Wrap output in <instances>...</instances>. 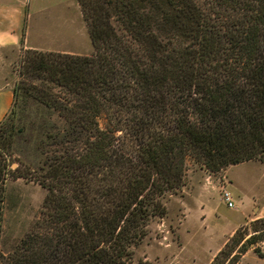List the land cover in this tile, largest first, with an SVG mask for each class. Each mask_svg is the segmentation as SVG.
<instances>
[{
  "label": "trees",
  "instance_id": "trees-1",
  "mask_svg": "<svg viewBox=\"0 0 264 264\" xmlns=\"http://www.w3.org/2000/svg\"><path fill=\"white\" fill-rule=\"evenodd\" d=\"M77 3L92 52L25 49L20 60L61 89L36 91L64 127L45 133L35 168L0 129V238L7 179L45 189L0 264H133L163 194L184 184L185 158L213 174L264 161V0ZM262 242L264 214L208 264H239L247 249L262 257Z\"/></svg>",
  "mask_w": 264,
  "mask_h": 264
},
{
  "label": "rangeland",
  "instance_id": "rangeland-1",
  "mask_svg": "<svg viewBox=\"0 0 264 264\" xmlns=\"http://www.w3.org/2000/svg\"><path fill=\"white\" fill-rule=\"evenodd\" d=\"M77 55L92 52L89 39L78 42ZM9 59L8 74L17 95L12 111L0 121V129L13 133L14 156L30 167L43 158L39 146L45 133L61 131L63 119L52 108L37 99V89L62 95L59 87L44 77L25 72L20 60L25 50L4 52ZM35 86L33 89L32 87ZM15 163H12L13 167ZM185 179L175 192L161 198L165 211L150 218L146 236L133 250V264H208L226 239L244 220L264 214V161L257 159L230 165L210 173L190 158H185ZM224 192L232 202L227 207ZM45 189L22 178L7 179L2 211L0 248L7 250L39 216ZM251 220V219H250ZM240 223V224H239ZM239 224L237 227L234 225ZM242 264H255L246 256Z\"/></svg>",
  "mask_w": 264,
  "mask_h": 264
},
{
  "label": "crops",
  "instance_id": "crops-1",
  "mask_svg": "<svg viewBox=\"0 0 264 264\" xmlns=\"http://www.w3.org/2000/svg\"><path fill=\"white\" fill-rule=\"evenodd\" d=\"M82 37L89 39L77 0H0V121L10 111L14 99L13 81L8 74L10 61L4 52L30 49L76 54L75 45L68 49V39L78 42ZM260 248L262 257L247 249L239 264L246 256L255 264H264V242Z\"/></svg>",
  "mask_w": 264,
  "mask_h": 264
},
{
  "label": "built area",
  "instance_id": "built-area-1",
  "mask_svg": "<svg viewBox=\"0 0 264 264\" xmlns=\"http://www.w3.org/2000/svg\"><path fill=\"white\" fill-rule=\"evenodd\" d=\"M223 195H224L223 199H224V201L226 203V206L227 207H232V202H231V200H230V198L228 196V193L227 192H224Z\"/></svg>",
  "mask_w": 264,
  "mask_h": 264
}]
</instances>
